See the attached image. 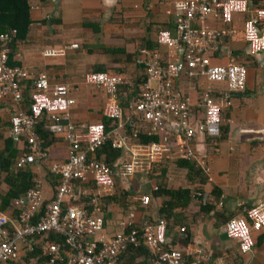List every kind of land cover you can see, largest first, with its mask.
<instances>
[{"label":"built area","instance_id":"1","mask_svg":"<svg viewBox=\"0 0 264 264\" xmlns=\"http://www.w3.org/2000/svg\"><path fill=\"white\" fill-rule=\"evenodd\" d=\"M168 13L174 18L173 30L160 27L155 45L136 51L133 64L139 75L134 80L107 72L85 77L84 83L105 94L108 111L106 125L88 124L84 133L69 118L72 89L50 85L43 73L31 77L23 68L9 67L8 45L14 34H0V102L12 108L7 138L20 146L15 172L39 168L47 161L36 134L39 124L67 148L66 160L47 169L55 186L46 204L41 182L32 179V186L11 202L15 216L0 214V264L19 260L21 245L25 252L37 247L39 264H117L119 254L131 246L147 250L145 264H225L220 258L210 260L203 253L190 255L172 248L167 241L169 221L158 215L136 225L131 207L112 235L106 240L102 236V200L116 196L126 180L143 174L147 181L163 163H196L201 168L206 155L197 153V138L209 147L218 145L232 96L244 93L247 84L246 66L226 48L238 35L235 17L242 18L246 56H264V0H176ZM217 59L226 65H213ZM182 81L187 90L181 88ZM201 82L209 86L194 104L189 91L198 90ZM212 86L225 90L215 92ZM27 88L29 105L23 111L21 96ZM168 123L177 125V135L168 134ZM142 137L158 141L142 144ZM105 146L117 153L110 164L96 158ZM193 196L202 206L212 203L207 193L195 191ZM138 200L141 207L152 202L146 192ZM224 230L236 243L239 256L252 253L254 232L264 230V185L256 203L228 219ZM50 236L61 237L66 248Z\"/></svg>","mask_w":264,"mask_h":264},{"label":"crops","instance_id":"2","mask_svg":"<svg viewBox=\"0 0 264 264\" xmlns=\"http://www.w3.org/2000/svg\"><path fill=\"white\" fill-rule=\"evenodd\" d=\"M175 1L27 0L30 26L25 39L13 47V64L31 77L43 73L50 85L69 86L74 100L69 118L84 133L88 124H106L108 111L105 94L84 83L85 77L92 72H107L134 80L139 75L133 64L136 51L154 46L160 27L173 30L174 18L168 11L172 10ZM241 20V17H235L238 35L226 45L232 56H239V59V52L245 46ZM71 45H76V49L70 50ZM240 60H244L242 63H246L248 70L246 89L244 93L232 96V107L223 116L225 134L214 148L202 138L195 141L197 153L203 155L205 152L204 166L199 168L196 163L186 162L163 163L153 169L154 176H149L147 181L143 174L126 180L116 196L102 200L99 214L104 220L102 236L105 240L116 230L118 222L125 219L130 207L135 208L136 225L148 217L155 219L160 215V209L170 200L164 196L153 197L152 187L160 181V185L169 191L188 190V202L174 206L169 218L167 241L172 248L190 255L203 253L210 260L220 258L225 264H264V230L254 232L255 247L251 254L243 256L238 255L236 243L226 237L224 230L228 219L240 216L244 208L256 203L264 185V56L256 59L246 56ZM226 63L222 59L213 61L215 66ZM201 83L198 90L189 91L194 104L200 98V91L209 86ZM180 86L184 90L188 88L184 81ZM211 90L224 92L225 88L212 86ZM122 95L123 92L120 99L124 102ZM4 109L8 110L0 103V130L3 128L0 151L7 133ZM166 126L170 136L179 133L175 123ZM12 146L18 153L20 146ZM46 153L47 161L41 167L29 169L31 180L41 182L43 204L51 199L55 186L47 169L66 160L67 148L63 143L55 142ZM99 160L104 161V158ZM159 177L161 179H157ZM0 178L3 179V173ZM132 183H137V190ZM6 190L7 186L1 181L0 195ZM195 191L209 194L212 203L202 206L193 196ZM143 192L152 199L149 207L140 205L138 197ZM0 214L15 216L11 204L0 209ZM180 228L185 232L179 233ZM54 237L50 236V239L54 240ZM21 247L20 258H23L30 252ZM35 249L39 253L37 247ZM128 257L133 264L147 261L142 254L129 253Z\"/></svg>","mask_w":264,"mask_h":264},{"label":"trees","instance_id":"3","mask_svg":"<svg viewBox=\"0 0 264 264\" xmlns=\"http://www.w3.org/2000/svg\"><path fill=\"white\" fill-rule=\"evenodd\" d=\"M30 26L29 19V6L27 0H0V34L12 31L14 36L11 39L8 48L10 50V56L8 59L7 65L9 67H17L13 64V47L16 46L19 42H22L25 39L28 28ZM242 36V35H241ZM245 47V46H244ZM150 49V48H149ZM245 49V48H244ZM240 53V52H239ZM233 55V54H232ZM234 57V56H233ZM246 65V63H244ZM247 69V67H246ZM248 73V70H247ZM118 74V73H115ZM248 76V74H247ZM28 92H22V97L27 101ZM199 118H202V114L198 115ZM7 125V124H5ZM104 125H106L104 123ZM43 125L39 124L36 128V134L38 135L41 141V148L47 149L52 143L56 141L51 138L45 131L42 129ZM223 127L221 129V137L224 135ZM157 138H140L139 142L142 144L157 143ZM10 140H5L3 145V150L0 151V173H3V179L1 181L7 186V190L0 195L1 210H4L7 206H10L11 202L22 195L28 188L32 186L31 173L29 169H24L23 171H13L14 168V159L19 155L13 148ZM104 158V162L108 163L111 160H114L117 157V153L110 150L108 146H105L102 151L96 154V158ZM154 175H150L153 178ZM161 179V177L157 178ZM157 191L153 193V197H169V201L165 203V206L160 209L159 216L166 218L169 221V218L172 215V210L175 209L174 206L183 205L188 202V197H186L188 190H177L169 191L163 188L160 185V181L157 182ZM175 201V202H173ZM210 205V204H208ZM206 209V207L204 208ZM54 240L63 243V247L66 248V244L63 242L61 237H54ZM128 247L124 252L119 254L117 264H133L127 258H129V253L134 255L142 254L147 257L148 252L143 247ZM38 251L35 249L30 253H25L23 258H20L17 261H6L1 264H37L40 259L38 256ZM132 256V255H131ZM127 257V258H126ZM133 257V256H132ZM132 259V258H131ZM33 261L32 263H30ZM65 262H56V264H64ZM39 264V263H38ZM141 264V263H136Z\"/></svg>","mask_w":264,"mask_h":264},{"label":"clouds","instance_id":"4","mask_svg":"<svg viewBox=\"0 0 264 264\" xmlns=\"http://www.w3.org/2000/svg\"><path fill=\"white\" fill-rule=\"evenodd\" d=\"M92 73H97V72H92ZM29 85V84H28ZM25 91H27L28 92V94H27V101H26V103L27 104H25V100L23 99V97L21 96V98H22V100H21V109L23 110V111H26L27 110V108H28V105H29V90H28V88H27V90H25ZM24 92V91H23ZM1 103V102H0ZM3 104V103H2ZM3 105H5L7 108H8V110L6 111L5 109H4V111H5V113H6V115H7V125H8V128H7V133H8V130H9V112L11 111V109L12 108H10L7 104H3ZM44 131V130H43ZM7 133H6V139L7 140H9L8 138H7ZM47 133V132H46ZM48 134V133H47ZM49 135V134H48ZM52 138V137H51ZM54 140V139H53ZM56 141V140H55ZM12 143V142H11ZM19 151V150H18ZM18 157V156H17ZM16 157V158H17ZM14 171H15V169H14ZM17 171H19V170H17Z\"/></svg>","mask_w":264,"mask_h":264},{"label":"rangeland","instance_id":"5","mask_svg":"<svg viewBox=\"0 0 264 264\" xmlns=\"http://www.w3.org/2000/svg\"><path fill=\"white\" fill-rule=\"evenodd\" d=\"M245 48V47H244ZM240 54H241V58L240 59H242V57H246L245 56V53H244V50L243 51H241L240 52ZM239 57V56H238ZM238 57H235L234 56V58L236 59V60H238V61H240V62H244V60H240ZM151 86H154V84H151ZM5 114V113H4ZM7 116V115H6ZM4 128L5 129H7V125H5L4 124ZM0 131H3V128L0 130ZM59 143V142H58ZM62 144V143H61ZM64 145V144H63ZM132 186L134 187V190H137V183H132Z\"/></svg>","mask_w":264,"mask_h":264}]
</instances>
